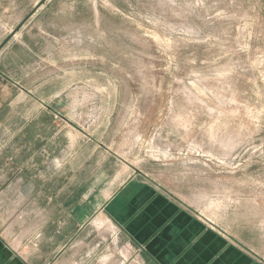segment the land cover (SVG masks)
Wrapping results in <instances>:
<instances>
[{"label":"rangeland","instance_id":"rangeland-1","mask_svg":"<svg viewBox=\"0 0 264 264\" xmlns=\"http://www.w3.org/2000/svg\"><path fill=\"white\" fill-rule=\"evenodd\" d=\"M1 121L43 145L30 223L145 177L264 260V0H0ZM92 220L51 264L124 261Z\"/></svg>","mask_w":264,"mask_h":264},{"label":"crops","instance_id":"crops-1","mask_svg":"<svg viewBox=\"0 0 264 264\" xmlns=\"http://www.w3.org/2000/svg\"><path fill=\"white\" fill-rule=\"evenodd\" d=\"M26 127L19 128L4 146L0 143V264H51L64 257L68 247H76L82 229L95 225L96 214L105 216L126 244L127 258L121 264L131 262L130 251L136 257L134 264H264L239 241L145 177H127L113 189L95 194L100 202L87 212L82 210L78 179L71 190V198H78L73 209L65 210L63 187L58 192L63 201L57 222L42 216L38 223H30L28 201L35 193L49 194L50 177L46 186L36 184L35 179L44 182L43 145L38 144L42 148L36 153L33 142L22 140ZM92 190L95 186L90 187V195ZM83 213L88 215L85 219ZM67 230L71 231L68 237ZM49 244L54 247L52 256Z\"/></svg>","mask_w":264,"mask_h":264}]
</instances>
